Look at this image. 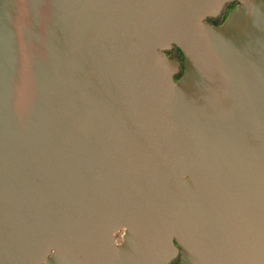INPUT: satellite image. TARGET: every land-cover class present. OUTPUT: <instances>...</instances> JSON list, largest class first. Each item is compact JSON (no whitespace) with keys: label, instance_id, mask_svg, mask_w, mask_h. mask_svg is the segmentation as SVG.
Instances as JSON below:
<instances>
[{"label":"water","instance_id":"95a60500","mask_svg":"<svg viewBox=\"0 0 264 264\" xmlns=\"http://www.w3.org/2000/svg\"><path fill=\"white\" fill-rule=\"evenodd\" d=\"M176 259L264 264V0H0V264Z\"/></svg>","mask_w":264,"mask_h":264},{"label":"trees","instance_id":"16d2710c","mask_svg":"<svg viewBox=\"0 0 264 264\" xmlns=\"http://www.w3.org/2000/svg\"><path fill=\"white\" fill-rule=\"evenodd\" d=\"M236 5V3H231V4H227L222 12L220 13V15L218 17H216L215 19H207V22L211 25H219L221 24L224 19L226 18V16L228 15V13L231 11V9ZM176 52V57L173 56V54ZM167 56L169 58H175L178 61H181L182 55L181 53L176 49V48H172L170 51L166 52ZM182 71H183V67L181 65L178 74L174 77V80H177L178 78H180V76L182 75ZM170 264H177V261H173Z\"/></svg>","mask_w":264,"mask_h":264},{"label":"flooded vegetation","instance_id":"af4514ba","mask_svg":"<svg viewBox=\"0 0 264 264\" xmlns=\"http://www.w3.org/2000/svg\"><path fill=\"white\" fill-rule=\"evenodd\" d=\"M173 56L174 57H176L177 55H176V52L173 54ZM171 59H173V60H177V59H175V58H171ZM178 61V60H177ZM179 63H180V67H181V65H182V58H181V61H179ZM180 67H179V69H180ZM122 233H123V230H121L120 232H118L117 234H115V237H116V243H120L121 242V235H122ZM174 261H177V263H178V259H176V260H174Z\"/></svg>","mask_w":264,"mask_h":264}]
</instances>
